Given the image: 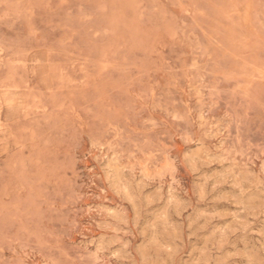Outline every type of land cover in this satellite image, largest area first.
Wrapping results in <instances>:
<instances>
[{
	"label": "rangeland",
	"instance_id": "374dc122",
	"mask_svg": "<svg viewBox=\"0 0 264 264\" xmlns=\"http://www.w3.org/2000/svg\"><path fill=\"white\" fill-rule=\"evenodd\" d=\"M0 264H264V0H0Z\"/></svg>",
	"mask_w": 264,
	"mask_h": 264
}]
</instances>
